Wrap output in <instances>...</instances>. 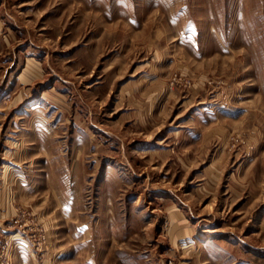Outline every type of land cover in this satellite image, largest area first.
I'll return each mask as SVG.
<instances>
[{
  "label": "rangeland",
  "instance_id": "obj_1",
  "mask_svg": "<svg viewBox=\"0 0 264 264\" xmlns=\"http://www.w3.org/2000/svg\"><path fill=\"white\" fill-rule=\"evenodd\" d=\"M0 264H264V0H0Z\"/></svg>",
  "mask_w": 264,
  "mask_h": 264
},
{
  "label": "bare ground",
  "instance_id": "obj_2",
  "mask_svg": "<svg viewBox=\"0 0 264 264\" xmlns=\"http://www.w3.org/2000/svg\"><path fill=\"white\" fill-rule=\"evenodd\" d=\"M138 203V202H137Z\"/></svg>",
  "mask_w": 264,
  "mask_h": 264
}]
</instances>
